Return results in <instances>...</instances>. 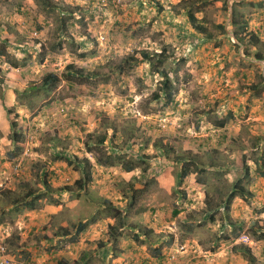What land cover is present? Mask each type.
<instances>
[{"label":"rangeland","instance_id":"obj_1","mask_svg":"<svg viewBox=\"0 0 264 264\" xmlns=\"http://www.w3.org/2000/svg\"><path fill=\"white\" fill-rule=\"evenodd\" d=\"M163 50L170 103L161 73L123 62ZM71 64L97 75L69 83L62 76ZM48 74L55 85L43 84ZM101 137L132 171L95 164ZM74 158L91 162V181L61 192L80 176ZM184 162L191 167L181 177ZM0 183V243L9 256L22 220L40 238L64 220L74 233L72 216L91 213L107 233L116 221L106 201L125 215L118 232L149 229L143 240L169 258L205 252L216 264H264V240L250 231L264 230V0H0ZM127 184L146 190L129 210ZM27 191L49 192L51 202L39 199L35 210L8 203ZM45 203L62 208L43 216ZM243 235L251 243H239Z\"/></svg>","mask_w":264,"mask_h":264},{"label":"crops","instance_id":"obj_2","mask_svg":"<svg viewBox=\"0 0 264 264\" xmlns=\"http://www.w3.org/2000/svg\"><path fill=\"white\" fill-rule=\"evenodd\" d=\"M87 202L91 204L89 198ZM73 205L78 206V200H75ZM41 208L44 212L43 216H53L57 214V208L62 207L59 204L45 203ZM72 219V225L76 224V228L82 225L80 232L75 228V232L70 231L69 234L68 223L64 220L56 226V232L47 230L40 238H34L35 232L38 231L34 229V223L22 220L20 225L25 227V230L18 234V238H14L15 241L12 242L14 250L9 256L10 260L16 264L19 256L23 264H96L97 259L101 264H216V259L210 258L205 252H202L204 254L199 258L200 260H192L196 259V256H192L185 261L186 257L181 254L186 252L177 254L175 258L172 256L169 258L170 251L156 252L158 245L144 241V236L140 237L141 242H136L133 237L135 232L133 234L117 232L116 236L111 237L97 225L98 220L91 213L86 216L75 214ZM9 237L8 242L11 240ZM40 249L43 254L41 262L33 263ZM29 256L32 260H29Z\"/></svg>","mask_w":264,"mask_h":264},{"label":"trees","instance_id":"obj_3","mask_svg":"<svg viewBox=\"0 0 264 264\" xmlns=\"http://www.w3.org/2000/svg\"><path fill=\"white\" fill-rule=\"evenodd\" d=\"M234 35L237 37L238 39H241L240 41H242V43L244 42L242 40L241 37H239V35H241V31H237L234 30ZM246 43V42H245ZM247 44V43H246ZM247 47V46H246ZM139 55L141 57L140 60H138L137 58H135L134 56H129L127 58H123V62H125L127 65L129 66H133V64L138 63V62H147L151 65V70L153 72L156 73H161L162 77L164 79V84H163V89H164V93L166 95V103H170V101L172 100L173 97V92H167L165 90L169 89V77H168V70L166 71L163 67V65L167 62V58L165 56V50H163L160 53L157 52H153V53H149V52H145V51H141L139 52ZM259 59H263L260 56H256ZM154 58V59H153ZM97 72L92 71V72H88L86 70L81 69L79 66L75 65V64H71V65H67L65 67V71L63 73L62 78H64L67 82L69 83H74L75 81L78 80H89L91 77L96 76ZM58 82V77L53 75V74H48L43 78V84L46 85H55ZM8 112H10L9 110H7ZM19 123L16 121L15 118H10V131H11V136H10V140L12 143L15 144H19V142L22 141V137L21 134H19V127H18ZM220 127H223V124H219ZM104 138L105 137H101L100 140H98L95 143V152L93 154L94 159H95V164L98 166H103V167H116V166H124V170L125 172H130L134 169V167L130 164L129 166H127L129 164V161H124L121 158H118L119 156H113V154L111 153H107L105 152V149L103 148L102 144L104 142ZM21 151L20 146L15 147V153L12 154V156H16L17 153H19ZM89 152H93L92 149H89ZM74 160L77 163L76 165V169L80 171V176L78 179H76L73 182V185H64L61 186V188H59V190L61 192H72L73 189L78 188H85L88 186L87 184L91 181V162L87 159V158H83L82 160H79V158H74ZM75 163V162H74ZM69 164H72L71 161H69ZM190 167L191 164L184 162L182 165V169L180 172V176L181 177H185L187 174H189L190 172ZM47 177H48V172H46V174L43 173L41 181L43 182L44 186L49 188V184L47 183ZM129 191H130V201L128 204V210L129 208H132L134 203L136 201L139 200V198L145 194L146 190H142V189H133V187H131L130 184H127ZM75 186V188L72 189V187ZM46 188V189H47ZM242 189V188H241ZM47 191V190H45ZM9 193V192H8ZM240 193H244L243 190H240ZM6 196V199H9V196L7 193L4 194ZM234 193H231L228 197V201H230L233 197H234ZM42 198H46V202H51V197H50V193L49 192H45L43 195H39L36 194V192L33 191H27L25 192L21 198L17 197V198H13L11 199L8 203L10 205L17 206L18 204H22L25 203V206L27 205L28 208H30L31 210H35L37 209L40 204H37L38 206H36V201H38L39 199ZM29 199V200H28ZM103 205L106 206V210L107 211H114L111 213V218L115 219V223L111 224L108 223L106 225V229H107V233H109V235L111 237L115 236L117 234V232L124 228V219H125V215H122L120 210H114L113 206L111 205L110 202H103ZM2 222V220H0V223ZM256 223H254L255 225ZM132 227V226H131ZM135 228L137 229V231L133 234L134 236V240L136 242L140 241L139 240V234H142L144 237H147L150 235L151 231L147 228H141L136 225ZM77 232H80L82 230V225L78 226L76 228ZM260 231V233L257 235L258 231ZM257 230L252 227L250 228L251 231V237L252 239L255 240H264V230L261 229L260 227L257 228ZM237 237H232L231 241L234 242L236 240ZM233 249L235 251L238 252H242L244 254H248L250 256V248H248L247 246H245L244 244H235L233 246ZM156 252H161V247H158L156 250Z\"/></svg>","mask_w":264,"mask_h":264},{"label":"built area","instance_id":"obj_4","mask_svg":"<svg viewBox=\"0 0 264 264\" xmlns=\"http://www.w3.org/2000/svg\"><path fill=\"white\" fill-rule=\"evenodd\" d=\"M1 187H2V183H0V188ZM237 241L239 243H245V244L251 243L250 238L246 235L241 236L240 239H238ZM2 243H0V264H13V262L9 258V255H7L6 247Z\"/></svg>","mask_w":264,"mask_h":264}]
</instances>
